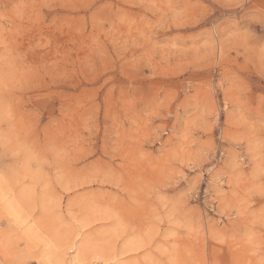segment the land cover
Listing matches in <instances>:
<instances>
[{
	"label": "rangeland",
	"instance_id": "1",
	"mask_svg": "<svg viewBox=\"0 0 264 264\" xmlns=\"http://www.w3.org/2000/svg\"><path fill=\"white\" fill-rule=\"evenodd\" d=\"M0 264H264V0H0Z\"/></svg>",
	"mask_w": 264,
	"mask_h": 264
}]
</instances>
